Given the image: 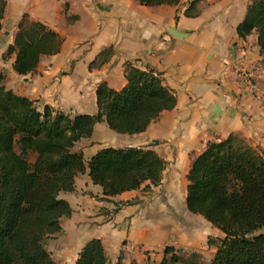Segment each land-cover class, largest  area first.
I'll use <instances>...</instances> for the list:
<instances>
[{"label":"crops","instance_id":"obj_1","mask_svg":"<svg viewBox=\"0 0 264 264\" xmlns=\"http://www.w3.org/2000/svg\"><path fill=\"white\" fill-rule=\"evenodd\" d=\"M0 30V74L4 87L32 101L38 111L47 106L69 116L96 114L95 90L100 83L122 89L124 66L152 69L172 91L176 106L163 112L144 133L128 136L110 131L104 122L73 147L84 161L104 148L150 149L164 161L156 187L104 197L88 171L78 175L74 191L59 198L71 209L60 220L61 232L45 242L57 264H75L91 240L101 241L108 262L158 264L165 248L179 255L209 250L207 239L218 231L186 208L187 174L193 159L209 142L230 135L264 152V73L251 83L233 73L264 67L255 33L240 39L237 26L252 0H200L194 18L184 16L193 0L177 6L144 7L132 0H4ZM26 16L56 32L60 51L42 57L26 76L3 60L16 27ZM167 28L186 37L177 40ZM109 62L89 70L104 50ZM250 84L255 88L252 91ZM220 237V236H219ZM149 260V261H148Z\"/></svg>","mask_w":264,"mask_h":264},{"label":"trees","instance_id":"obj_2","mask_svg":"<svg viewBox=\"0 0 264 264\" xmlns=\"http://www.w3.org/2000/svg\"><path fill=\"white\" fill-rule=\"evenodd\" d=\"M144 7L177 6L180 0H132ZM200 0L184 16L194 18ZM6 3L0 0V30ZM3 60L14 57L20 76L36 71L40 59L56 55L60 36L24 15ZM255 33L264 56V0H252L237 26L240 39ZM112 49L101 52L88 69L109 62ZM125 86L115 91L106 83L95 90L96 114L69 116L49 107L38 111L32 101L4 87L0 74V264H57L45 242L61 232L60 220L71 215L59 198L74 191L75 178L88 171L104 197H115L160 182L165 163L150 149L104 148L85 162L72 149L91 137L104 122L119 135H138L176 106L172 91L152 69L124 66ZM186 208L214 227L221 238H208L214 250L207 264H264V152L230 135L209 142L190 166ZM75 264H110L100 240L89 241ZM115 264H123L119 260ZM135 264V263H131ZM158 264H203L198 253L179 255L165 248Z\"/></svg>","mask_w":264,"mask_h":264},{"label":"built area","instance_id":"obj_3","mask_svg":"<svg viewBox=\"0 0 264 264\" xmlns=\"http://www.w3.org/2000/svg\"><path fill=\"white\" fill-rule=\"evenodd\" d=\"M233 73L238 75V76H241L243 79L249 81L251 83V80L253 78H258V76L262 73H264V67L261 65V64H257L255 66V69L254 70H251V71H244L243 69H240L238 67H233ZM250 87L252 88V91L255 92V88L253 87L252 84H250Z\"/></svg>","mask_w":264,"mask_h":264},{"label":"water","instance_id":"obj_4","mask_svg":"<svg viewBox=\"0 0 264 264\" xmlns=\"http://www.w3.org/2000/svg\"><path fill=\"white\" fill-rule=\"evenodd\" d=\"M166 32L168 33V35L174 39L177 40H182L184 39L186 36L184 34H180L176 28H167Z\"/></svg>","mask_w":264,"mask_h":264},{"label":"rangeland","instance_id":"obj_5","mask_svg":"<svg viewBox=\"0 0 264 264\" xmlns=\"http://www.w3.org/2000/svg\"><path fill=\"white\" fill-rule=\"evenodd\" d=\"M17 30V29H16ZM61 46H62V44H61ZM61 48V47H60ZM60 51V50H59ZM54 56V55H53ZM13 57V56H12ZM12 57H9L8 59H10V58H12ZM14 58V57H13ZM84 159V158H83ZM220 236V237H219ZM216 238H221V234L220 233H218V237H215L214 239H216ZM201 255V254H200ZM210 253H209V250H206V252L203 254V255H201L202 256V259H203V264H207L208 263V261H209V258H210ZM149 261V260H148ZM154 264V263H153Z\"/></svg>","mask_w":264,"mask_h":264}]
</instances>
